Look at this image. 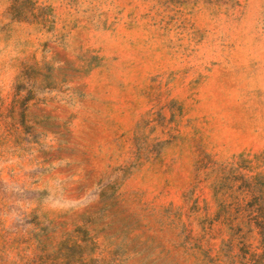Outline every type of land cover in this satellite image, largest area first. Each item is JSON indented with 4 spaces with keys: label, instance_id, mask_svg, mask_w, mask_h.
Returning <instances> with one entry per match:
<instances>
[{
    "label": "rangeland",
    "instance_id": "obj_1",
    "mask_svg": "<svg viewBox=\"0 0 264 264\" xmlns=\"http://www.w3.org/2000/svg\"><path fill=\"white\" fill-rule=\"evenodd\" d=\"M0 264H264V0H0Z\"/></svg>",
    "mask_w": 264,
    "mask_h": 264
}]
</instances>
